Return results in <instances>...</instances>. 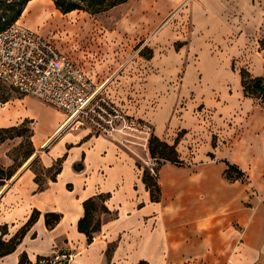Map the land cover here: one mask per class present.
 Masks as SVG:
<instances>
[{"label":"crops","instance_id":"0c3cea01","mask_svg":"<svg viewBox=\"0 0 264 264\" xmlns=\"http://www.w3.org/2000/svg\"><path fill=\"white\" fill-rule=\"evenodd\" d=\"M133 1L118 26L132 37L156 27L183 0ZM38 2L57 12L52 0H30L20 19ZM263 3L188 0L174 16L186 17L176 25L178 35L161 34L169 21L152 36L158 52L151 69L154 52L113 61L107 76L97 79L86 63L78 62L82 69L73 60L71 47H64L71 56L56 47L104 85L112 107L175 144L184 164L166 161L159 167L157 200L143 181L140 159L145 161L143 152L149 157L148 150L139 153L133 136L130 143L120 142L88 122L68 121L51 105L57 116L47 119L37 109L46 103L31 95L0 101V127L27 120L34 147L26 165L0 186V238L17 236L37 213L0 264H17L23 254L34 262L61 253L72 255L67 264H264V101L244 95V66H234L250 44L255 53L246 69L264 75V39H250L262 22ZM135 59L146 64L139 69ZM36 159L38 173L30 167ZM227 162L243 176L226 180ZM99 194L109 212L100 214L99 231L88 241L77 222L84 200ZM46 213L60 215L52 227Z\"/></svg>","mask_w":264,"mask_h":264},{"label":"rangeland","instance_id":"374dc122","mask_svg":"<svg viewBox=\"0 0 264 264\" xmlns=\"http://www.w3.org/2000/svg\"><path fill=\"white\" fill-rule=\"evenodd\" d=\"M187 1L188 0H183L178 7L171 8L165 18L149 32H147L146 34L137 33L133 37L129 34L128 31H118L119 24L126 16L128 10L130 9V5L134 3V1L132 2V0H127L125 3L117 5L101 13L90 14L85 11L74 10L73 13L70 12L71 14L65 13L66 15L60 13L58 10H56L57 12L52 11L51 8L44 2H38L33 6V8L29 9V12H27V14H25L23 18L20 19V15L15 20L11 19L9 25L20 24L21 26L28 27L29 29L39 34L41 37L50 40L55 47H57L61 52L65 54L67 53V51L64 47H71L72 50H70V54L74 56H71L69 53H67L66 55H70L76 63L79 62L81 65H84L86 63L88 67L87 71H89L90 75H95L97 79H101L106 77L107 74L112 70V67L114 65L113 61H115V63H121L127 58L136 57L138 55L142 56L143 58H147L149 56H152L154 52V57L149 61V65L147 67H149L150 69L155 68L157 65L156 54L158 52V45L154 41L155 38L153 39L152 36L155 35L158 30L161 29V27H163L170 21L167 28H165L163 32H161V34L165 35L166 39H174V37L178 35V29L176 25H179L181 21L186 18L184 17V13L180 15L181 17H174L175 13L179 10V8L183 7L185 3L187 4ZM263 7L261 10L262 22L260 26L256 28L255 33L250 37V39H264ZM67 14H69V16H67ZM183 23H185V21H183ZM95 42H97L98 48L103 45H108V47L104 51H101L99 49L97 50L94 46ZM179 46L180 43L177 39L174 41L173 47L177 49L179 48ZM161 51H163V49H161ZM242 51V58L236 59L234 66L238 67L240 64H242L247 73L250 76L254 77L255 75H253V73L248 71L247 69L251 68L255 48H251L250 44H246V46L242 48ZM134 61L136 65H138L137 67L139 69L142 67V65L146 64L139 59H135ZM99 65H102L103 68H101L102 70H99V72H97L96 69ZM133 68H135V64H133ZM82 69L84 68L82 67ZM87 75L89 74L87 73ZM90 75L89 77H91ZM261 76H263L264 78V75ZM14 95H19V93L8 84L0 81V101L8 99ZM46 105L47 106L37 104L38 111H40L45 118L54 119L57 114L53 110L48 108V106L50 105ZM119 113L124 114L122 113V111ZM30 133L31 125L29 122H27L23 126L22 135L16 136V133L14 132L4 133L2 135L4 139L0 142V166L5 169L15 168L17 164L22 162L23 155L29 149H34ZM134 133L139 134L137 132ZM151 134L152 132L150 127L149 137ZM139 135L143 136L142 134ZM120 140H122V138ZM133 140H135V143L137 144L135 146L138 147L139 153H142V151L145 149L148 150V139L145 148L143 146V144H145V141H143L139 137H133ZM141 156L142 158H147L144 152L141 154ZM148 158L152 160V158L156 157H151L149 154ZM29 160L30 158L25 160L22 165L15 171V173L20 170V168L24 167ZM140 163H143V165L146 167V164L143 160L140 159ZM183 164L184 163L182 161V163H178L176 165L182 166ZM161 165H159L158 163V170ZM30 167L38 173V159H36Z\"/></svg>","mask_w":264,"mask_h":264},{"label":"built area","instance_id":"2783aa9c","mask_svg":"<svg viewBox=\"0 0 264 264\" xmlns=\"http://www.w3.org/2000/svg\"><path fill=\"white\" fill-rule=\"evenodd\" d=\"M0 81L60 110L68 121L88 122L99 133L120 142L130 143L134 132L142 134L137 135L145 141V148L149 125L119 113L105 97L104 85L96 84L50 40L28 27L12 24L0 32ZM117 134L128 137L120 140ZM158 161H144L152 176L157 175ZM71 257L61 253L49 264H67Z\"/></svg>","mask_w":264,"mask_h":264},{"label":"trees","instance_id":"16d2710c","mask_svg":"<svg viewBox=\"0 0 264 264\" xmlns=\"http://www.w3.org/2000/svg\"><path fill=\"white\" fill-rule=\"evenodd\" d=\"M30 0H0V32L6 29L11 19H17L23 12L26 4ZM127 0H52L55 8L62 14L77 11H85L90 14L101 13L107 11L117 5L125 3ZM6 16V17H5ZM264 49V42L261 43ZM150 57V56H149ZM241 85L245 96H251L259 98L264 101V78L263 76H250L244 68L240 69ZM6 100V99H4ZM2 100V101H4ZM28 121L25 120L18 125H12L8 127H0V142L4 139L2 135L4 133H16V136L22 135L23 126ZM31 136V133H30ZM148 151L151 157L159 159V165L163 162L182 163L177 157L175 150V144L169 145L165 141L158 139L153 134L148 138ZM34 153V149H29L24 155L23 160L16 165L15 168H3L0 166V186L4 184L5 180L10 179L15 171L22 165V163L29 159ZM243 176V172L238 169L237 166L227 162V168L224 171V177L228 181L239 179ZM143 181L150 192L151 199L157 200L159 197V187L155 180V176H152L145 168L143 173ZM105 196L102 194L90 197L83 202L84 215L77 222V229L83 232L87 236V240L90 241L94 233L99 231L100 228V214L108 213V209L104 205ZM37 217V213H32L28 219L25 227L33 222ZM45 223L48 227H52L58 220L60 215L57 213H46ZM24 228L21 232L10 238L8 241H4L0 238V256L5 255L14 250L16 244L19 242ZM50 257H38L36 261L31 262L25 254L21 255L17 264H49L52 260ZM138 264H146L144 261H140Z\"/></svg>","mask_w":264,"mask_h":264}]
</instances>
